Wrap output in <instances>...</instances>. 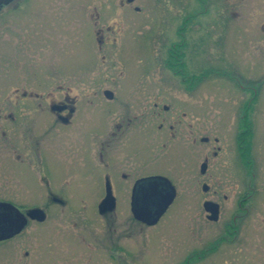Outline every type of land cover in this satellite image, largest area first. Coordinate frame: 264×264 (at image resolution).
Instances as JSON below:
<instances>
[{"label": "rangeland", "instance_id": "rangeland-1", "mask_svg": "<svg viewBox=\"0 0 264 264\" xmlns=\"http://www.w3.org/2000/svg\"><path fill=\"white\" fill-rule=\"evenodd\" d=\"M181 2L184 6L180 7L179 12L175 0H135L132 3L124 1V5L120 0H24L20 11H7L0 16V196L42 205L47 201V192L50 189L40 181L36 171L38 152L37 145L33 142L36 132L40 141L42 140L41 159L51 156L66 160L70 155L80 158L89 153L80 146L76 149V143L70 141L72 138L69 135L56 140L47 139L46 134L50 131L46 127L53 124L54 117L51 114L45 116L41 108L39 109L41 100L21 97L24 91L37 89L35 81L26 79L34 77L35 73L46 75L54 70L58 74H80L73 76L78 79L86 75L88 87L85 89H88L89 100L92 102L86 103V98L82 100L88 110L89 107H100L106 103L103 96L99 100L92 91L109 86L118 91L131 90L128 86L132 84V96L152 94V91L174 107L178 104L200 106L201 117L205 119L209 115L205 112L212 107L216 110V115L224 121L226 108L237 96L231 98L228 95L229 85L222 77L202 78L198 89L183 92L179 77L174 76V71L163 60L158 62L156 59L157 54L160 56V51H155L153 47H156L161 33H166L167 30L168 39L163 38L167 45L172 42L181 44L182 38L188 44L183 48L185 60L190 63L184 70L186 74L195 71V59L200 63L203 72V67L209 60L225 56L224 48L216 47L205 34V29L199 32L186 29L183 36L175 33L178 26H183L181 19L189 10H204L199 0ZM135 6L140 10L136 11ZM232 6L239 10L240 15L233 17L227 52L230 51V56L240 62L238 64H241V60L252 62V59H261L264 57V45H259L264 43V27H261V23H264V0H233ZM182 7L188 11L184 13ZM201 19H204L203 16ZM190 21L186 20L184 26L192 27ZM109 27L111 28L108 29ZM200 32L203 42L196 55L192 43ZM223 65L222 62L217 67L224 69ZM256 66L259 69L264 68L262 62ZM174 70L176 72V68ZM147 74L152 75L148 78L150 81H139L147 80ZM137 75L139 79L135 83ZM162 78L166 80L163 83L160 82ZM111 79L118 81L111 82ZM166 84L170 88L167 89ZM77 89L82 88L79 86ZM173 91L174 99L170 97ZM23 105L29 108L27 112L19 113L18 109ZM114 105L121 107L122 104ZM98 113L93 108V113L88 115V128L99 125ZM159 121L160 119H152L154 130ZM204 132L208 133L207 124H202L201 133ZM200 148L202 161L205 153L208 154V159L211 158L209 144L201 142ZM119 154L123 153L118 151L115 155ZM226 156L225 152L221 161L219 160L220 163L226 160ZM145 157V154L141 155L142 159ZM158 163L152 162L147 166L154 167ZM220 163L210 166L205 176L207 180ZM226 169L224 167L222 172L220 166L215 172L219 180L214 181V184L221 185L223 189H209L208 192H203L202 189H179V198L187 195L185 201L201 202L205 197L213 196L227 210L243 189L225 187L245 185V181L243 178L242 183L240 176L230 175ZM167 173L173 174L170 171ZM173 176L175 182L184 184L177 173L171 177ZM64 178L58 184L61 189L53 191L59 197L65 198L67 204L63 206L58 203L52 206L49 220L44 224L46 229H50L52 237L48 238L46 252L41 247L38 264H144L143 261L147 260L150 252L153 253V263L176 264L175 260L186 253L180 264H214L213 257L219 251L215 254L209 253L206 259L197 262L188 258V249L191 251L196 246H204L216 232L211 226L204 225L201 218L191 223L187 219L192 215H183L186 221L180 224L184 230L176 225L175 215H165L162 223L172 228L164 229V234L154 232L153 230L157 231L155 227L142 230L139 225L132 223L128 189L117 194L118 206L114 212L101 215L97 211V204L103 196L102 190L90 189L91 183L87 180L74 176ZM258 183L259 178L256 179L257 189L246 199L250 203V213L244 234L249 254L255 256L254 261L257 256L261 257L264 264V189H259ZM248 191L250 193V189ZM224 195L227 196L226 199ZM179 201L182 200L175 202ZM114 220L117 221L111 224ZM146 235L153 240L143 247L141 240ZM101 236L103 244L99 241ZM155 237L158 239H154ZM225 248L228 249L226 245L222 246L220 251ZM130 249L137 251L133 261L128 255ZM120 251L125 255H119ZM225 257L226 254L221 256L220 262ZM0 264H6L2 258Z\"/></svg>", "mask_w": 264, "mask_h": 264}, {"label": "flooded vegetation", "instance_id": "flooded-vegetation-1", "mask_svg": "<svg viewBox=\"0 0 264 264\" xmlns=\"http://www.w3.org/2000/svg\"><path fill=\"white\" fill-rule=\"evenodd\" d=\"M4 1L0 16L7 11H20L24 2V0ZM124 1L132 3L135 0L131 2L120 0L122 5L125 4ZM168 1L165 0V2ZM175 1L179 8L178 11L181 12L180 7L184 6V3L181 2L182 0ZM199 1L204 6L203 11L195 9L188 11L184 7L181 8L184 13L187 11L188 13L183 15L181 19L183 26H178L175 33L183 36L186 29L191 31L195 29L198 32L205 29V34L213 41L214 45L219 49L224 48L225 56L209 60L203 67V72L200 63L195 59V71L186 74L184 70L190 63L185 60L186 55L183 48L188 44L183 38L180 40L181 44L172 42L167 45L163 39H168L167 30L166 33H161L160 39L156 41V47L153 49L160 51V56L156 55L157 61L163 60L165 65L174 71V76L179 77V83L182 85L180 88L183 92L195 91L200 87L201 79L208 76H219L224 79L229 85L228 95L231 98L237 96L226 108L224 121L216 115V110L212 107L205 112L209 114L206 121L201 117L200 106L189 107L183 104L171 106V103L156 95L151 91L152 89H148L152 94L132 96V84L128 86L131 90L118 91L109 86L102 90L92 91L99 100L103 96L106 103L100 107H89L90 110H88V106H84V104L91 103L92 100H89V91L85 89L88 87L86 75L81 76L80 80L73 77L80 74H58L52 70L50 74L36 75L37 73H35L34 77L26 78L35 81L37 89L31 92L24 91L22 99L29 97L41 100L39 109L41 108L40 110L45 116L51 114L55 119L52 125L46 127L50 131L49 134H46L47 139L56 140L58 137L69 135L72 138L70 141L76 143V146L74 145L76 149L80 146L89 153L86 156H80V158L70 155L66 160L51 156L41 159L42 140L40 141L38 132L34 134L33 142L37 145L38 152L36 161L38 170L36 171L40 181L50 190L47 192V201L44 205L35 202H19L14 198L0 196V204L6 202V206H8V210L0 207V237H5L0 240V259L2 258L4 263L38 264L40 262L38 255L42 252V248L46 252L48 238L52 237L50 229H46L44 226L49 220L52 206L58 203L63 206L67 204V200L59 197L53 189H61L58 184L64 176H74L90 182V189H101L103 196L100 201L104 198L106 189H111L115 198V207L112 211L101 215L114 212L118 206L117 194L128 189L132 223L139 225L142 230L155 227L154 229L157 231L153 230L154 232L164 234V229L172 228L162 223L165 215H175L176 225L183 229V225L180 224V222L186 221L183 215H192L187 219L191 223H195L201 218L204 225L211 226L216 232L204 246H196L191 251L187 250L190 253L188 258L194 262L206 259L209 253L215 254L216 251H219L213 257L214 264H250V262L262 264L261 257L257 256L254 261L255 256L249 254L244 231L247 216L250 213V203L246 199L257 189V178H259V189H264V68L259 69L256 66L260 62L264 64V57L257 60L252 59V62L241 60V64H238L240 62L230 56V51L227 52L230 47L228 34L233 27V17L240 15L239 10L232 6L233 0ZM134 9L140 10L138 6H135ZM186 20H191L192 27L184 26ZM261 24L263 28L264 23ZM166 28L168 29V26ZM194 41L192 47L197 55L203 42L201 32L196 35ZM259 45H264V43ZM258 51L261 50L258 49ZM101 54L103 53L101 52ZM222 62L224 69L217 67V64ZM151 76L147 74L145 75L147 80L140 79L139 81H150L148 78ZM137 79H139L138 75L134 79L135 83ZM116 81L118 80L111 79V82ZM165 81L163 78L160 79L162 83ZM79 86L82 89H77ZM165 87L170 88L168 84ZM170 97L174 99V91ZM82 98H86V103ZM117 103L122 104L121 107L114 105ZM28 108L23 105L18 109V112L25 113ZM93 108L99 112L97 121L100 126L88 128L87 117L93 113ZM10 116L13 117V115ZM153 118L160 119L155 130L151 122ZM202 124H207L208 133H201ZM201 142L209 144L211 154V158L208 159V154L205 153L203 161L200 157ZM118 151L123 154L116 156ZM92 152L93 155H91ZM225 152L227 153L226 160L220 163ZM142 154L146 155L144 159L141 158ZM152 162L159 163L157 166L148 167L147 165ZM204 163L206 167L202 172L201 167ZM216 163L220 164L216 165L214 174L208 178V181L205 176L210 166ZM220 166L222 172L226 167L230 175L240 176L239 179L242 183L243 178L245 181V185L236 184L225 187V189H250V193L248 190H242L238 199L231 203L227 210L218 198L213 196L205 197L201 202L185 201L187 195L179 198V189H202L203 192H208L209 189H223L221 185L215 186L214 184L219 180L215 176V172ZM167 171L181 176L184 184L180 185L175 182V177H171L173 174L171 175ZM153 178H167L172 186H168L162 181V184L156 189H174L175 196L159 219L154 224H148L135 217L132 211V201L136 203L144 193H148L149 189H155L152 185ZM224 198L226 199L227 196L224 195ZM179 199L182 201L175 202ZM206 201L217 205L216 214L206 208ZM35 208L42 209L46 218L42 220L32 217L30 212ZM150 208L154 209L155 207L151 205ZM10 216H13L12 223L10 220L2 218H10ZM115 221L117 220L112 221L111 224H114ZM150 240H153L151 236L143 237L142 246L146 247ZM99 241L104 243L103 236ZM225 245L228 249L220 251V248ZM136 252V249H130L128 255L131 261L136 256ZM122 254L123 252L120 251L119 255ZM225 254V259L220 262V257ZM185 256L186 253L176 259V264H180ZM152 258L153 253L150 252L147 260L145 259L143 263L161 264V262L153 263Z\"/></svg>", "mask_w": 264, "mask_h": 264}, {"label": "water", "instance_id": "water-1", "mask_svg": "<svg viewBox=\"0 0 264 264\" xmlns=\"http://www.w3.org/2000/svg\"><path fill=\"white\" fill-rule=\"evenodd\" d=\"M133 1V0H128ZM5 3L4 0H0V11L2 9L3 4ZM206 164H202V172L205 171ZM162 181L167 184L168 186L171 185V182L167 178H153L152 185L155 189H149L148 193H144L139 201H132V211L136 218L147 222L148 224H154L162 213L166 210L168 205L172 202L175 192L174 189H156ZM172 186V185H171ZM206 208L211 210L216 214L217 205L211 201H206ZM7 203L4 202L0 204L2 209L8 210ZM153 205L155 208L151 209L150 206ZM14 208V206H12ZM115 207V198L112 194L111 189H106V193L104 198L98 204V212L100 214H104L106 212L112 211ZM32 217H37L40 219H45L46 215L44 211L40 208L32 209L30 212ZM5 237H0L4 239Z\"/></svg>", "mask_w": 264, "mask_h": 264}, {"label": "bare ground", "instance_id": "bare-ground-1", "mask_svg": "<svg viewBox=\"0 0 264 264\" xmlns=\"http://www.w3.org/2000/svg\"><path fill=\"white\" fill-rule=\"evenodd\" d=\"M2 218H3V219H7V221L10 220L11 223H12V221H14V220H13V216H10V218H5V217H2Z\"/></svg>", "mask_w": 264, "mask_h": 264}]
</instances>
